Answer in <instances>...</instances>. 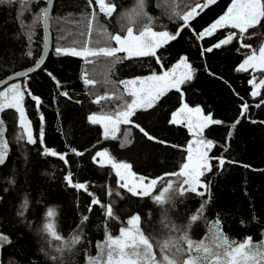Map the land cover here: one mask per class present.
<instances>
[{
  "label": "trees",
  "instance_id": "obj_1",
  "mask_svg": "<svg viewBox=\"0 0 264 264\" xmlns=\"http://www.w3.org/2000/svg\"><path fill=\"white\" fill-rule=\"evenodd\" d=\"M47 2H0V81L40 59ZM105 2L115 6L111 16L100 11L96 0L91 5L88 0H56L50 22L53 47L46 65L13 83L24 92L26 116L36 142L28 143L15 109L0 112L8 146L0 164V234L11 240L0 247V264H88L89 259L104 264L99 246L108 235L118 237L119 229L133 215L141 217V231L150 238L154 252L158 244L174 237L186 248L185 236L208 240L217 231L222 232L219 241L226 238L228 244L239 245L251 238L252 250L264 251V88L253 86V82L259 85L264 72L238 70L252 51L264 46V21L243 34L221 27L198 38L233 2L215 0L198 8L189 26L158 48L155 56L121 61L89 57L93 63L86 64L81 57L57 55V48L117 47L110 37L125 36L127 27L136 35L144 27L175 35L184 24L177 14H186L207 0H143L142 9L137 7L139 0ZM229 33L234 39L216 48ZM208 48L212 51H206ZM118 55L125 57L126 53ZM183 58L194 70L191 79L179 91L170 89L161 95L151 108L138 109L129 124L119 125L115 139L105 138L103 126L89 120L93 114H115L131 102L122 81L170 71ZM85 70L95 86L84 83ZM100 96L107 98L96 103ZM184 104L199 107L204 116L222 122L209 124L201 133L214 144L210 157L225 159L222 168L217 159H211V172L201 178L207 188L198 189L203 195L181 194L180 187L187 189L181 184L183 177L169 175L187 162L186 149L193 141L184 123H171ZM102 151L117 163L130 164L136 177L157 180L151 195L132 196L121 188L115 169L107 163L101 166L97 153ZM69 173L73 183L86 184L88 191L70 186L66 181ZM168 182L172 189L165 194L164 203L158 204L153 197ZM93 198L111 205L114 218H108L100 205L89 211ZM25 201L26 209L22 207ZM49 210L54 217L47 216ZM193 215L197 217L194 221ZM52 221L61 240L44 230ZM74 236H79V242L69 247Z\"/></svg>",
  "mask_w": 264,
  "mask_h": 264
},
{
  "label": "snow or ice",
  "instance_id": "obj_2",
  "mask_svg": "<svg viewBox=\"0 0 264 264\" xmlns=\"http://www.w3.org/2000/svg\"><path fill=\"white\" fill-rule=\"evenodd\" d=\"M0 2L11 3L12 0H0ZM89 5L92 4V0H88ZM97 5L101 12L106 16H111L115 11V6L111 4H106L105 0H96ZM215 3V0H207V3L197 5L192 10L188 11L186 14H177L184 21V24L180 29L177 30L175 35H170L167 31L155 32L151 27H144L139 31L138 35H134L133 28L127 27L126 35H114L110 37L114 40L117 47H101V48H88L84 47L81 50L75 48H57V55H71L75 57H81L84 59L86 64L93 63L89 57H106L115 58L117 61L123 59L132 58L134 56H155L156 50L162 47L164 44L170 40H175L179 35V32L183 30V27L189 26L190 19L197 15V8L201 10L206 8L209 4ZM138 8H143V0H139ZM45 18H47V9L43 10ZM95 16V12H93ZM264 21V0H233L231 6L227 9V12L222 15L219 19L213 22L206 31L199 34L198 38H203L208 36L218 28L221 27H231L233 29H238L239 33L243 34L248 31L249 28L255 27ZM234 39V34L229 33L227 38L221 42L215 44L216 48H220L224 44H228ZM243 40V36H241ZM244 47H251L248 45H243ZM206 51H212L211 48L206 49ZM118 53H126L125 57H121ZM183 66V71H178ZM249 68L256 71L264 72V46L260 47L258 52L252 51L244 62L239 66L240 71H247ZM193 69L191 65L187 63V59L183 58L179 63L171 70L165 71L161 75L149 76L147 78H137L132 80L122 81L127 93L133 99L130 103L126 105L115 114L97 116L92 115L89 120L96 124L102 123L104 127V136L108 138L111 134V138H116V132L119 131L120 124H129L130 117L138 109L151 108L161 95L166 93L170 89L180 90V85L186 80L191 79L193 74ZM26 75V74H22ZM49 75H51L49 73ZM83 80L86 85L95 86L96 81L89 78L87 70L83 74ZM255 80V77H254ZM253 86L257 89L264 88V77L260 78L259 85L253 82ZM30 95V93H29ZM67 96V93H63ZM253 96L257 95V92L252 93ZM70 98V97H69ZM107 97L100 96L96 99V103H100L101 100ZM33 99H36L33 97ZM24 92L21 91V86L19 84H13L7 89V91H0V112L4 111L6 108L15 109L19 113L20 125L27 132L28 143H35L36 140L33 138L30 126L25 121V111L23 108ZM244 111H247V105L243 106ZM187 123V128L190 133H192L194 140L187 146V162L182 164L181 170L169 175L176 177H183L181 184L187 185V189L184 187L179 188V192L183 194L185 191L195 193L197 195H203L199 192L200 188H207V185L202 182L201 178L208 172L212 170L211 159H217L218 165L222 168L225 164V159L222 157L212 158L209 155L210 150L214 147V144L210 140H205L201 133L203 129L209 124H220L219 120H213L212 117L203 116L201 114V109L199 107L193 109L187 104H184L171 118L172 124ZM238 122V121H237ZM3 120H0V164L4 163L7 155L8 146L7 141L4 139ZM141 132L144 130L141 128ZM144 135L152 140L153 137L149 136L147 132ZM42 139V137H41ZM45 154H51L56 156L57 153L46 151ZM78 155L80 153H77ZM101 158H106L101 160V166L105 163L110 164L111 168L115 169V174L122 182L120 184L121 188L127 189L132 196H150L152 189L156 186L157 180H151L149 184H145L143 177H136L134 173L131 172V165L127 163H117L109 156L106 151L97 153ZM65 160V157L61 155L59 157ZM65 163L67 161L65 160ZM67 183L78 189L88 191V186L84 183H73L71 179V173L66 177ZM172 189V183L168 182L163 188V192L159 195L153 197L155 202L158 204L164 203L165 194L169 193ZM90 196L92 193H88ZM100 205L105 207V214L108 218H114L113 209L111 205H103L99 199L93 198L90 202L89 211L92 210V206ZM26 209L27 201H25L22 206ZM203 211V209H201ZM48 217H54V212L49 210L47 212ZM196 216H192V220H196ZM83 220H87V216L83 217ZM139 215H133L127 220V226L119 229V236L113 238L108 235L105 245L100 246L104 264H157L156 256L153 249V243L150 242V238L144 234L140 229ZM46 232H48L54 239L61 240V236L55 231L54 221L49 222L45 225ZM79 242V236H74L68 243L71 247ZM183 242L187 245V253H191L195 247L196 252L203 253V256H191L188 255L186 259L180 260L179 264H198L201 260H208L210 264H264V251H253L251 247V238H248L246 242H242L239 245H230L226 238H222L218 247L224 249V252L216 253L211 252L209 248L204 244L194 245L193 242L186 236L183 238ZM11 243V240L0 234V247L3 244ZM173 244L176 248V252L173 253L170 258L169 255H164L162 257V262L166 264H178V254L184 251L179 244H175L173 241H164L161 244L160 250L169 248V245ZM264 248V245L261 246ZM62 251V249H61ZM88 264H100V260L89 259Z\"/></svg>",
  "mask_w": 264,
  "mask_h": 264
},
{
  "label": "rangeland",
  "instance_id": "obj_3",
  "mask_svg": "<svg viewBox=\"0 0 264 264\" xmlns=\"http://www.w3.org/2000/svg\"><path fill=\"white\" fill-rule=\"evenodd\" d=\"M106 3V2H105ZM197 10H198V8H197ZM134 35H136V34H134ZM66 49H70V48H66ZM175 67V66H174ZM173 69V68H172ZM171 69V70H172ZM170 70V71H171ZM184 69H183V66H181V69H179L178 71H183ZM249 70H251V68H249ZM253 71H255L254 69H252ZM165 72V71H164ZM163 74V73H162ZM153 75V74H152ZM152 75H149V76H152ZM155 75H158V74H155ZM159 75H161V74H159ZM149 76H146V77H140V78H147V77H149ZM135 79H137V78H135ZM132 80V79H131ZM11 87V86H10ZM9 88V87H8ZM4 91H7V89H5ZM23 108H24V111H25V121H26V123H28L29 124V126H30V129H31V132H32V135H33V128H32V126H31V124H30V122H29V120H28V118H27V116H26V108H25V103H24V100H23ZM193 109H195V108H193ZM19 114V113H18ZM201 114H202V112H201ZM93 115H95V114H93ZM203 115V114H202ZM92 116V115H91ZM204 116V115H203ZM102 126H103V124L102 123H100ZM184 124L187 126V123L186 122H184ZM19 125H20V118H19ZM21 126V125H20ZM103 129H104V127H103ZM24 131H25V129H23ZM117 133V132H116ZM25 134H26V136H27V132L25 131ZM109 136H111V134L109 135ZM193 140H194V137H193ZM97 158H100L99 160L101 161L102 160V158L101 157H97ZM105 160H106V158H104ZM151 181H146L145 180V184H149ZM122 183V182H121ZM155 188V187H154ZM154 188L152 189V191L151 192H153V190H154ZM141 229V228H140ZM220 233H222V232H220ZM220 233H219V231H217L215 234H214V237L215 238H209L208 240L207 239H204L203 237H201V238H197V237H191L190 238V240L193 242V244L194 245H197V244H204V245H206L208 248H209V250L211 251V252H216V253H223L224 251H223V248H221V247H218V244L220 243V241H219V236H220ZM193 240H195V242L193 241ZM166 241H169V240H166ZM170 241H173L175 244H179V238L178 237H174L172 240H170ZM164 242V241H163ZM163 242H161L160 244H158V250L157 251H155L154 253H155V256H156V260H157V264H166V262H162V257L164 256V255H169V257L171 258L172 257V255H173V253H175L176 252V248L173 246V244H170L169 245V248L168 249H166V250H164L163 252L160 250V247H161V244L163 243ZM106 244V243H105ZM105 244H101L100 246H102V245H105ZM100 246H99V249H100ZM182 248V247H181ZM187 248V247H186ZM186 248H182L184 251H182L180 254H178V264H179V261L180 260H183V259H186L187 258V256H188V253H187V251H186ZM195 250V247L193 248V250H192V252L190 253V255L191 256H193V257H195V256H203V253H196V254H193V251ZM100 254L102 255V253L100 252ZM199 263V262H198ZM200 263L201 264H210V261H208V260H201L200 261Z\"/></svg>",
  "mask_w": 264,
  "mask_h": 264
},
{
  "label": "water",
  "instance_id": "obj_4",
  "mask_svg": "<svg viewBox=\"0 0 264 264\" xmlns=\"http://www.w3.org/2000/svg\"><path fill=\"white\" fill-rule=\"evenodd\" d=\"M55 4H56V0H48L47 2V18L44 17V35H45V44H44V49L42 52V55L40 57V59L38 60V62L27 68L24 70H21L7 78H5L4 80L0 81V91L4 90L5 88H7L9 85L16 83L18 81H23L31 76H33L34 74H36L37 72H39L41 69L44 68V66L46 65V62L48 61L50 54L52 52V47H53V35L51 32V26H50V22H51V17L55 8ZM22 74H26V75H22ZM53 81L57 82L56 77L52 78ZM37 103L40 102V99L36 97V99H34ZM48 153H51V151H48Z\"/></svg>",
  "mask_w": 264,
  "mask_h": 264
},
{
  "label": "bare ground",
  "instance_id": "obj_5",
  "mask_svg": "<svg viewBox=\"0 0 264 264\" xmlns=\"http://www.w3.org/2000/svg\"><path fill=\"white\" fill-rule=\"evenodd\" d=\"M158 118V117H157Z\"/></svg>",
  "mask_w": 264,
  "mask_h": 264
}]
</instances>
